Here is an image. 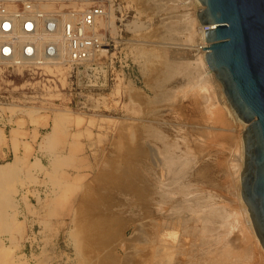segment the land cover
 Instances as JSON below:
<instances>
[{
    "label": "rangeland",
    "instance_id": "obj_1",
    "mask_svg": "<svg viewBox=\"0 0 264 264\" xmlns=\"http://www.w3.org/2000/svg\"><path fill=\"white\" fill-rule=\"evenodd\" d=\"M187 2L185 3L187 4ZM150 3L149 0L147 2L145 0H115V7L117 8V15H115V18L117 19L116 27L119 30V34L112 37L115 38L118 43L117 51L119 52V56L117 59H120L121 62L120 64L119 62H116L115 65H111V67L108 68L106 81L99 89H88L83 87L84 84L93 81L94 78L92 76L83 79L82 83L80 81L78 87H76V85L74 86V84L71 85L70 81L67 79L68 72L62 67H60L61 72L64 71V74H66V82L63 86L59 83L58 77L48 75L43 69L37 70L26 67L17 68L0 64V136L4 139V143L0 145V153L1 150L4 153L8 150L13 153L14 143L16 147L15 156L10 154L8 159L0 161V165H4L5 163L11 164V168H6L10 169L9 172L0 175V219H2L0 220V247L4 246V248L11 251L9 253L12 258L10 257L9 261L7 259L8 263L19 264L21 261V264H109L110 262V264H148V262H151L149 264H162L159 261V255H155L157 253V248L159 249V242L156 238H152V236H154L152 235L153 229L160 223L155 218H149L152 214L148 215V207L144 204V200L145 202L147 200L145 196V188L147 187L148 192V188L152 187V185L148 184H152L154 182V176L156 177L159 175L160 168L157 167L156 164H158L157 160L160 161V158L157 156V158L153 160V163L149 157H146L147 155L149 156V154L145 151V144H150L155 148L156 145L152 140H149L150 143L148 138L145 139L144 131L147 127L153 125L155 128L162 129L161 132H163L164 135L166 134L165 137L167 135L170 137L167 138V136L166 139L177 140V142L181 143L183 140L182 138L189 141L192 140L190 138H195V134L192 133H197L195 126L202 121L199 120V122L196 118L190 117L191 109L186 101L181 98V92H177L176 99L173 104H170L162 99L163 91L161 90V87L158 89L156 86L159 77H157L155 73L157 69L162 66L161 62L165 59L164 54L166 57L169 56V54L170 56H172V54L176 55L174 58L180 57V45H178L179 47H176L177 38H179L180 35L178 32L174 33V30L168 32V29H166L165 31V21L163 22L162 20V18L165 17V14L163 12L160 14L157 11L158 9H156L157 7L155 8V5ZM185 3L182 5L184 7H178L179 9H177L176 12L169 11V14H171L170 12L174 14L180 13L182 10L185 11ZM150 5L154 8L152 7L151 9ZM196 7H198V9L202 8H200L199 5ZM191 8L190 11L194 12L193 7ZM165 13L166 16H168V13ZM194 14L196 13H193V16ZM131 24H138L137 27H139V29L136 32H133L131 28L134 26ZM161 24H164V27L161 26ZM163 30L164 33L162 35ZM157 32L159 33L157 34ZM165 32L167 33V37L171 34V40L166 37L165 40L163 39L164 34H166ZM160 36L162 37L160 38ZM161 39L163 40L160 41ZM177 51L179 52L178 54ZM154 64L155 66H153ZM120 65H127V67L121 69ZM156 65H159V67ZM155 68L156 70H154ZM215 84L220 85L216 82L213 84L215 95H217L214 100V105L221 107L220 109H222L225 124L227 126L223 125V127L218 121L216 124L214 123V126H217V132L219 131L218 134H220V132L225 135L226 133H229L228 136H230V138L236 136L235 138L237 140L238 134L243 129L244 125L238 120H235L233 116H230L231 114L228 112L229 110H227L228 107L225 105L224 100L222 101L223 98L220 96L222 92L220 91V88L218 90V86ZM219 107H216V109ZM202 124L203 123H201V125ZM220 127L222 128L220 129ZM187 132H190L191 137ZM138 135L140 136L138 137ZM239 136L241 137L240 134ZM224 145L225 146L223 147H219L217 143L208 144V150L210 153L208 158H218L220 162H223L220 164L218 163V166L224 164V166H222L223 168L217 166V169L219 168L218 172L213 174L214 179L216 178L215 181L218 183L217 187L209 186L204 183L205 181L203 180H200L201 182H199V180L195 182L188 181L187 183L192 186H187L188 188L186 191L190 189V191L193 190L195 194L198 192V194L193 195L194 197L190 196V199L193 198L194 200L199 197L201 199L198 200H202L201 202H203L207 198H211L210 202L215 201L219 203L218 206L222 205L221 207L223 208L229 207L233 211H240L238 214L240 215L239 217L242 222L239 220L240 222L238 221V223L243 225H233L236 227L232 228H237L238 230L234 229L233 231V229H231L228 238L231 233H233L234 236H237L241 230L240 225L242 227L244 226L243 230L244 232L246 231L245 234H248L251 237L247 236L248 239H252L250 240V244L255 247L252 248L253 252H251L252 254L250 255L252 259H249H251V262L254 264H264V259H262V257H264V255H262L264 254V251H262L255 243L256 241L253 239L254 236L252 235V229L249 222L244 216H241L242 210L241 208L239 210L240 206L238 207L239 203L237 202L238 199H236L237 194H235V182L231 180L235 178L231 175L232 173L229 172L230 169L228 167V162L235 160L233 159L235 158L233 150H236L237 146L235 144L232 145V143H225ZM27 148L29 149L27 150ZM149 162L151 163L149 164ZM133 163L134 165L138 164L134 169ZM137 167L138 169H136ZM105 169L107 173H105ZM103 171L107 176L104 173L100 174ZM148 171H152L154 175L151 173L150 175ZM156 171L159 172L156 174ZM142 173H144V175ZM128 174L133 175L131 176L132 178ZM121 176L124 177L122 178ZM129 180L134 181L133 185L132 181L129 182ZM139 180L141 181L139 182ZM150 180L153 182H149ZM184 180L185 178H183V183ZM145 182L148 186H146ZM67 183H72L70 190H65V185H67ZM122 186H124V188ZM232 186L233 188H231ZM193 187H196L197 189ZM88 188L92 190V192L90 191V196H88ZM138 189H141L142 191L144 189V195L141 194V191ZM232 189H234L233 194L235 195L232 194ZM100 191L105 193V196L108 195V201H104L105 196L102 197L103 194H101ZM204 193L209 195L206 196ZM200 195L202 196L200 197ZM136 196H140V198L143 199V196H145V199H142V202H140V198ZM88 197L92 199H88ZM7 198L9 201H6ZM97 198H101L106 204L103 203L101 207L98 203L100 200ZM134 199L137 200V204L133 201ZM220 199L223 200L222 204H220ZM90 200H98V206L101 208L98 207L97 209L104 211L101 213L97 210L96 215L94 213L95 216L90 219H94L93 222L91 221V224L89 222L90 220L88 221L87 218L86 221L84 220L85 215L82 216L84 217L82 219L85 222H80V217L84 212L83 207L86 208L85 204L87 205V201L91 202ZM111 201L114 203L113 205H111ZM122 202L126 206H124ZM79 203H81V205H79ZM204 203L202 204L204 205ZM169 205L172 206V204H168V207H166L167 205L165 206L167 210L170 208ZM104 206L108 212L105 210ZM145 207H147L144 211L146 213L142 212ZM118 209V213L121 214L117 213L116 210ZM140 213L143 216H141ZM85 214L86 217L92 215V213L87 214V212H85ZM136 214H140V217ZM144 214L147 216H144ZM173 215L176 218L177 215ZM78 216L80 221L77 220ZM131 216L132 218H130ZM11 218H14L15 220V222L13 221V224ZM119 218L120 221H118ZM175 218L172 223L173 228L175 230L177 229L178 242L173 249L174 254L173 252L171 254L173 261H171V264L175 262L176 264H192V262H194L193 264H198V262L204 264L203 258L198 259L197 262L196 257L200 256V251H197L198 253L194 252L193 254L195 256L192 257V250L194 251L193 248H199V238L193 237L192 239L190 234L188 235V233H185L186 229L183 230V226L193 227V223H190L193 221L190 220L188 224L184 223V220L181 218H179L181 222ZM7 219H9V222L3 227L2 221H6ZM102 219L106 224H104L105 227L102 225ZM97 220L99 223H97ZM151 220L152 222H150ZM119 222L122 223L120 224ZM15 223L17 224V228H15ZM126 223L127 226L125 225ZM177 223L181 226L183 225V228L181 226L179 228ZM196 223L197 222L194 224L196 225ZM78 224H84V227H79L77 226ZM116 224L117 227H120L118 231L115 226ZM101 225L103 228H106L102 230L103 233L101 230L98 232L96 229V227L101 229ZM85 226L86 231L83 229ZM88 227L93 230L91 231ZM142 228L145 229L142 230ZM80 229L82 230V233ZM104 230H107L108 232ZM178 230H182V232H179ZM83 232L84 235H82ZM133 232H138V234H134ZM73 234H75V237ZM181 234L184 236L182 237ZM233 235L231 234L232 237L229 239L232 241L236 240V246H239L238 242L240 243V240H245L239 235L237 236L238 238L235 236L237 238L235 239ZM87 236H89V238ZM185 236L190 240H186ZM188 236L191 238H188ZM123 239L127 243L122 242L124 241ZM153 240L155 241L156 248L155 244L152 242ZM185 241H187V243ZM232 241L231 243L236 244V241ZM151 243L154 247H152ZM190 243H193V246L190 245ZM122 244H125L123 245V248L121 246ZM187 244L189 245L187 246ZM149 247L154 248V251H152L153 249L150 250ZM86 248L89 249L86 250ZM95 248L97 249L95 250ZM127 249L129 251H127ZM185 249L188 250L186 251ZM136 250H138V252ZM181 250L183 251L181 252ZM123 252L126 253V255ZM188 252H190L191 255L188 254ZM196 254L199 255L197 256ZM3 255L0 254V257ZM131 255L133 256L131 257ZM180 256L185 258V260L191 256V259L189 258L188 261H185ZM97 257L100 258L98 259ZM116 257L118 258V262ZM129 257L131 260L133 259V262ZM89 259L90 261H88ZM108 259H110V261ZM3 263L4 262H1L0 264Z\"/></svg>",
    "mask_w": 264,
    "mask_h": 264
},
{
    "label": "bare ground",
    "instance_id": "obj_2",
    "mask_svg": "<svg viewBox=\"0 0 264 264\" xmlns=\"http://www.w3.org/2000/svg\"><path fill=\"white\" fill-rule=\"evenodd\" d=\"M146 2L148 0H145ZM153 5H155L154 7L156 9H158L157 11L161 14V12H163L165 14V17L162 18L163 22L165 21V31L166 29H168L167 31L169 32L170 30H174V33L175 32H178V34L180 35L179 38H177V45H180L179 47V52H180V57H176L174 58L176 55H173L170 56H165L164 54V57L165 59L162 60V66L159 67V64L157 67H159L156 71V75L158 78V83H157V88L159 89L161 87V90L163 91V95H162V99L165 100V102L167 103H172L174 102V100L176 99V94L177 92H181V98H183V100L186 101V103L188 104V106L190 107V117L192 118H196L198 121H202L201 123H203L201 125V123H197L198 125H194L195 126V130H197L196 132L197 133H192V134H195V138H190L192 139L191 141L189 140H185L184 138H182L183 140L185 141H181L180 142H177V140H168L166 139V136L163 134V132H161L162 129H158L157 127H153L152 126H149L145 129V139L148 138V141L152 140V142L155 143L156 145V148L153 147L152 145L150 144H145V148H146V153L148 152L149 156L147 155L146 157H149L151 162H153V160L155 158H157V156H159L160 158V161H158V164H156L157 167H159V175L158 176H154V179L153 181H149V182H153L152 184H148V185H152L151 188H148V192H147V187L145 188L146 189V193L143 189V191L140 189H138L139 191H141V194L144 195L145 193V196H146V202H145V196L144 199L143 198H140V196H136V197H139L140 198V202H142L141 200L143 199L144 200V204L148 207H145L143 208L144 210L142 212L145 211V209L147 208L148 212L149 213L148 215H151V217L149 216V218H155L157 219V221L160 223L158 224L157 226H155V228L153 229V233L152 235V238H156V240H158L159 242V249L157 248V253L155 255H159L158 257L159 258V261L162 263V264H171V261H172V252H173V249L175 248L176 244H177V229L175 230L173 228V219L175 218L173 214L177 215L175 219H178L181 218L184 220V223H188L190 222V220H192L193 222H190V223H193V227H185V226H180L183 228V230L186 229L185 233H188V235L190 234L192 239L193 237H198V241H200L199 244V248H193L194 251L192 250V257L195 256L193 253L196 252L198 253L199 251V254L200 256L199 257H196L197 258V262H198V259H202L203 258V262L204 264H251L253 262H251V257L250 255L252 254L251 252L252 251V248H255L254 246H252V244H250V240L252 239H248V237H250L248 234H245L244 232V226L242 227L241 223H238V221L240 219V215L238 214V211L235 210L233 211L232 209H230L229 207L227 208H223L221 206H218L219 203L217 202H210L211 198H207L209 200H204L203 202H201L202 200H198V199H201L198 197V199H190V196H193L195 193L192 191H190V189L188 191H186V189L188 188L187 186H192L190 184H188L187 182L188 181H198L201 182L202 180L205 181L204 183L208 184L209 186H212V187H217L218 183L215 181L214 177H213V174L214 173H217L218 172V169H217V166H218V163H223V162H220V160H218V158H213V159H210L208 158V155L210 154L209 153V150H208V144H214V143H217L219 145V147H223L225 146L224 144L225 143H229L232 145L235 144L236 146V150L234 149L233 153H234V157L233 159H235L234 161H230L228 162L229 164V169H230V173H232L231 175L235 178V179H231L235 182V188H236V192L235 194H237L236 196V199L237 202L239 203L238 204V207H239V210L241 208L242 212H241V216H244L245 219H247V221L249 222L250 226H251V223H250V219H249V215H248V212H247V209L240 197V171L242 169V161H243V143H242V139L241 137L239 136V134L241 135V133L243 132V130L245 129L244 126H243V129L239 132L238 134V139L236 140V136L233 137L232 134V138H230V136H228V134L226 133L223 134L220 132V134H218L217 130V126L215 127L214 126V123L216 124L217 121L220 125H226L225 124V119L223 117V112H222V109H220L221 107L219 106H215L214 105V100L216 98L217 95H215V91H214V83H218L214 77V75L208 70L207 66H206V63H205V55L207 53V49L205 51H202V48H204V44L207 45L206 48H208V43H206L205 41V28L206 26H203L200 24L199 22V19L197 17V14H194L193 16V13H197V11L199 10L198 7L196 6H200V10H203L204 7L203 5L200 4V2L198 0H149ZM188 1V2H187ZM187 2L185 8L186 10L180 13H172L173 11L176 12L177 9H179L178 7H184L182 5H184V3ZM145 3V2H144ZM150 3V4H151ZM183 3V4H182ZM151 7V5H150ZM153 7V6H152ZM151 7V9H152ZM153 7V8H154ZM191 7H193L194 9V12L190 11V9H192ZM43 9H53V6H42ZM184 9V8H183ZM156 11V10H155ZM169 11H172L170 12L171 14H169ZM168 13V16H166V13ZM168 17V18H167ZM112 20L114 19L113 17L111 18ZM111 19L109 22L107 21H104V20H99L97 21L96 23V26L95 29H94V32L96 31H99V35L101 36H106L107 34H109L110 36H117L119 34V30L117 29L116 25H113V23L110 25V22H111ZM135 21V20H134ZM139 22V21H138ZM135 23V22H133ZM132 25V24H131ZM138 24H133L131 29L133 30V32H136L139 27H137ZM161 24V26H163ZM163 26V27H164ZM162 27V28H163ZM205 27V28H204ZM214 25H209L207 27V30H212L214 29ZM134 28V29H133ZM143 29V28H142ZM141 29V30H142ZM164 29V28H163ZM159 31V30H158ZM155 33H156V30H155ZM159 32H157L158 34ZM164 33V30L162 32V35ZM166 33V32H165ZM155 35V34H154ZM166 35V36H165ZM176 35V34H175ZM157 37V35H156ZM162 36H160L161 38ZM168 39H172L171 38V34L167 37V33L164 34V40L166 38ZM173 37V35H172ZM163 39H161L160 41H162ZM167 39V40H168ZM159 40V39H158ZM180 43V44H179ZM175 45V44H173ZM172 45V46H173ZM177 51V54L179 53ZM162 53V51H161ZM163 55V54H162ZM182 55V56H181ZM162 59V58H160ZM0 64L2 65H9V64H14V62H10V61H6V60H3L0 58ZM155 66V64L153 65ZM6 67V66H5ZM8 67V66H7ZM25 68L23 67L22 65H19L17 66V68ZM60 67L64 68L67 70L68 72V69L66 67H63L61 65H59L58 62H54V64L52 65H43V71H45V73H47L48 75H52V76H56L58 77V81L59 83L61 84V86H63L66 82V74H64V71L61 72L60 70ZM65 70V71H66ZM156 70V68L154 69ZM68 77V75H67ZM57 79V78H56ZM154 85V86H155ZM174 85V86H173ZM217 85V84H215ZM69 86V85H68ZM218 86V87H217ZM216 87L220 88V91L222 92L221 93V97L223 98L222 101L224 100V103L225 105L228 107H226L227 110H229L228 112L231 114L230 116H233V118H235V120H238L239 122H241L243 124L242 121H240L236 115V113L233 111V109L230 107L229 103L227 102L224 94H223V91H222V88H221V85H217ZM220 86V87H219ZM116 90V89H115ZM116 92V91H115ZM217 93V92H216ZM96 102V101H95ZM221 104V103H220ZM98 105V104H97ZM102 105V104H101ZM167 105V104H166ZM169 106V105H168ZM97 107V106H96ZM216 107H219L216 109ZM223 107V106H222ZM173 113V112H172ZM169 116V115H168ZM225 116V115H224ZM188 120V119H187ZM227 120V119H226ZM234 120V119H232ZM179 121V120H178ZM189 121V120H188ZM199 121V122H200ZM175 122V121H174ZM177 123V122H176ZM55 125V124H54ZM191 125V124H190ZM86 126V125H85ZM227 126V125H226ZM219 127V126H218ZM224 127V126H223ZM222 127H220L221 129ZM226 128V127H225ZM228 128V127H227ZM191 130V129H190ZM189 130V131H190ZM194 130V129H193ZM194 130V132H195ZM226 130V129H225ZM183 131V130H182ZM188 131V130H187ZM222 131V130H221ZM192 132V131H190ZM190 132H187L190 134ZM224 132V131H222ZM166 133V131H165ZM140 134V133H139ZM234 134V133H233ZM176 135V134H175ZM235 135V134H234ZM77 136V135H76ZM140 135H138L139 137ZM194 136V135H193ZM181 137V136H180ZM183 137V136H182ZM190 137H191V134H190ZM240 137V138H239ZM46 138V136H45ZM167 138H170L169 136ZM178 138V137H177ZM62 139V138H61ZM120 139V138H119ZM149 141V142H150ZM3 142V141H2ZM35 143V142H34ZM69 143V142H68ZM151 143V142H150ZM181 144V145H180ZM180 147H179V146ZM216 145V144H215ZM214 145V146H215ZM231 145V146H232ZM127 146V145H126ZM211 146V145H210ZM217 146V145H216ZM238 146H239V149H238ZM125 147V146H124ZM130 147V146H128ZM144 147V146H143ZM141 147V148H143ZM132 148V147H131ZM136 148V147H135ZM140 148V146H139ZM13 149V148H12ZM144 149V148H143ZM16 150V149H15ZM14 150V151H15ZM124 150V148H123ZM130 150V149H129ZM133 151V150H132ZM220 151V150H219ZM130 152V151H129ZM132 153V152H131ZM229 153V152H228ZM126 154V153H125ZM135 155V154H134ZM125 157V156H123ZM130 157V156H129ZM233 157V156H232ZM139 158V157H138ZM144 158V157H143ZM223 158V157H222ZM14 159V158H13ZM124 159V158H123ZM128 159V158H127ZM132 159V158H131ZM136 159V158H135ZM134 160V159H132ZM142 160V159H141ZM16 161V160H15ZM148 161V160H147ZM12 162V161H11ZM14 162V161H13ZM114 162V161H113ZM123 162V161H122ZM142 162V161H141ZM144 162V160H143ZM142 162V163H143ZM149 162V164L151 163ZM136 163V162H134ZM133 163V165H134ZM138 163V162H137ZM141 163V164H142ZM154 163V162H153ZM152 163V164H153ZM113 164V163H111ZM147 164V163H146ZM10 163H5L4 165H0V175L2 174H6L7 172H9L10 169H6V168H11L10 167ZM132 165V164H131ZM138 165V164H137ZM137 165H134L133 169L137 166ZM148 165V164H147ZM110 166V165H109ZM143 166V165H142ZM221 166V165H220ZM218 166V167H220ZM224 166V164L222 165ZM221 166V167H222ZM108 167V166H107ZM111 167V166H110ZM108 167V168H110ZM144 167V166H143ZM142 167V168H143ZM148 167V166H147ZM106 168V167H105ZM129 168V167H128ZM127 168V169H128ZM223 168V167H222ZM104 169V167H103ZM107 169V168H106ZM106 169L104 171H106ZM111 169V168H110ZM131 169V168H130ZM138 169V167L136 168ZM129 170V169H128ZM101 172L100 174L104 173ZM109 172V171H108ZM134 172V170H133ZM132 172V173H133ZM147 172V171H146ZM149 172V171H148ZM157 171L155 172L156 174L158 173ZM227 172V173H229ZM107 173V171L105 172ZM104 173V174H105ZM153 174L152 171L149 172V174ZM126 174V173H124ZM123 174V175H124ZM141 174V172H140ZM144 175V173H142ZM150 174V175H151ZM106 175V174H105ZM129 175V174H128ZM135 175V174H134ZM142 175V177H143ZM154 175V174H153ZM107 176V175H106ZM126 176V175H125ZM130 177L133 176V175H129ZM2 177V176H1ZM55 177V176H54ZM100 177V176H99ZM120 177V176H119ZM122 177V176H121ZM124 177V176H123ZM122 177V178H123ZM145 177V176H144ZM232 177V178H233ZM77 178V177H76ZM75 178V180H76ZM106 178V177H105ZM132 178V177H131ZM129 178V179H131ZM141 178V176H140ZM183 178H185L184 180V183H183ZM139 179V178H138ZM79 180V179H77ZM102 180V178H101ZM123 180V179H122ZM135 180V179H133ZM133 180L132 181V185H133ZM145 180H146V177H145ZM143 180V181H145ZM187 180V181H186ZM201 180V181H200ZM223 180V179H222ZM124 181H125V178H124ZM129 180V182H131ZM141 180H139L140 182ZM147 181V180H146ZM225 181V180H224ZM223 181V182H224ZM128 182V180H127ZM138 182V181H137ZM148 182V183H149ZM222 182V183H223ZM229 182V181H228ZM53 183V182H52ZM198 183V182H197ZM203 183V182H202ZM129 184V183H128ZM139 184V183H138ZM137 184V185H138ZM146 184V182H145ZM184 184H187V185H184ZM193 184V183H191ZM195 184V183H194ZM72 183L65 185V190H70L71 189V186ZM136 185V184H134ZM141 185V184H140ZM146 184V186H148ZM199 185V184H198ZM220 185V183H219ZM223 185V184H222ZM229 185V184H228ZM234 185V184H233ZM62 186V185H61ZM87 186V185H86ZM126 186V185H124ZM124 186H122L124 188ZM195 186V185H193ZM203 186V185H202ZM206 186V185H204ZM145 187V186H144ZM197 187V185H196ZM196 187H193L195 189H197ZM227 187V186H226ZM230 187V185H229ZM228 187V188H229ZM13 188V187H12ZM126 188V187H125ZM139 188V187H138ZM191 188V187H190ZM227 188V190H228ZM233 188V186L231 187ZM7 189V188H6ZM89 189V188H88ZM100 189V188H99ZM121 189V188H120ZM185 189V191H184ZM54 190V189H53ZM119 190V189H118ZM202 190V189H201ZM200 190V191H201ZM212 190V189H211ZM216 190V189H215ZM92 190L89 189V195L90 196ZM97 191V190H96ZM107 191V190H106ZM120 191V190H119ZM122 191V190H121ZM208 191V190H207ZM231 191V190H230ZM234 189H232V194L234 193L233 192ZM101 194H103L102 197H104L106 194L105 193H102V191H100ZM105 192V191H104ZM126 192V191H125ZM129 192V191H128ZM131 192V191H130ZM136 192V191H135ZM143 192V193H142ZM197 192V191H196ZM7 193V192H5ZM69 193V192H68ZM87 193V194H88ZM93 193H94V190H93ZM122 193V192H121ZM105 194V195H104ZM108 194V193H107ZM110 194V192H109ZM123 194H124V191H123ZM198 194V192L196 193ZM195 194V195H196ZM225 194V193H224ZM233 194V195H235ZM13 195V194H12ZM127 195V194H126ZM139 195V194H138ZM204 195L208 196L207 194L204 193ZM226 195V194H225ZM93 196V195H92ZM91 196V197H92ZM110 196V195H109ZM131 196V194H130ZM202 195H200L201 197ZM81 197V196H80ZM95 197V196H94ZM98 197V196H96ZM101 197V196H100ZM101 197V198H102ZM108 195L105 196V199H107ZM134 197V196H133ZM132 197V198H133ZM194 197V196H193ZM210 197V196H209ZM230 197V196H229ZM233 197V196H232ZM3 198V197H1ZM87 198V197H86ZM99 199L100 202H98L101 207L103 205V198L102 199ZM110 198V197H109ZM131 198V200H132ZM88 199H92L90 197H88ZM95 199V198H94ZM104 201H108L105 200ZM138 199V198H136ZM136 199H134L133 201H135V204L136 203ZM203 199V198H202ZM205 199V198H204ZM8 200V198L6 199V201ZM59 200V199H58ZM87 200V199H86ZM129 200V201H131ZM139 200V199H138ZM221 200V199H220ZM9 201V200H8ZM83 201V200H82ZM91 201V200H90ZM98 200H92L91 202H88L87 201V205L85 204V207H83L84 209V212H83V215H81L80 217V220H79V216L77 218L78 221L82 222L83 219L85 217V221H86V218L88 219V221L90 219H92V217H94L96 215V211L98 210L99 212H103L99 209H97L99 206V204L97 203ZM201 203H200V202ZM213 201V200H212ZM222 201L221 200L220 204H222ZM12 202V201H10ZM85 202V201H83ZM112 202V201H111ZM116 202V201H115ZM205 202V203H204ZM219 202V200H218ZM78 203V201H77ZM108 203V202H107ZM110 203V201H109ZM129 203V202H128ZM127 203V204H128ZM133 203V202H132ZM131 203V204H132ZM139 203V202H138ZM204 203V205L202 204ZM83 204V203H82ZM106 204V203H105ZM114 203L112 202L111 205H113ZM116 204V203H115ZM123 204V202H122ZM142 204V203H141ZM168 204H172V206H170L169 210H167L165 208L168 207ZM78 205V204H77ZM79 205H81V203H79ZM124 205V204H123ZM130 205V203H129ZM84 206V204H83ZM107 206V205H106ZM126 206V205H124ZM134 206V204H133ZM141 206V205H140ZM143 206V204H142ZM141 206V207H142ZM99 207V208H101ZM109 207V206H107ZM137 207V205H136ZM144 207V206H143ZM225 207V206H224ZM105 208V206H104ZM133 208V207H132ZM234 208V207H232ZM10 209V208H9ZM14 209V208H13ZM103 209V208H102ZM122 209V208H121ZM135 209V207H134ZM140 209V208H139ZM166 209V210H165ZM82 210V209H81ZM105 210L107 211V209L105 208ZM124 210V209H123ZM72 211V210H71ZM80 211V210H78ZM83 211V210H82ZM110 211V210H109ZM117 213L119 211L116 210ZM137 211V209H136ZM139 211V210H138ZM81 212V211H80ZM85 212H87V214H90L92 213L91 216H87L86 217V214ZM108 212V211H107ZM114 212V210H113ZM141 212V210H140ZM14 213V212H13ZM95 213V215H94ZM100 213V214H101ZM111 213V212H110ZM130 213V212H129ZM146 213V212H144ZM243 213V215H242ZM106 214V213H105ZM112 214V213H111ZM114 214V213H113ZM118 214H121V213H118ZM132 214V213H131ZM141 214V213H140ZM139 214V215H140ZM85 215V216H84ZM103 215V214H102ZM101 215V216H102ZM123 215V214H122ZM138 215V214H136ZM138 215V216H139ZM146 214H144L145 216ZM84 216V217H82ZM121 216V215H119ZM141 216H143L141 214ZM147 216V215H146ZM14 217V216H13ZM104 217V215H103ZM106 217H110V216H106ZM116 217V216H115ZM129 217V216H128ZM140 217V216H139ZM174 217V218H173ZM113 218V217H111ZM132 218V216L130 217ZM148 218V217H147ZM145 218V219H147ZM242 218V217H241ZM105 219V218H103ZM102 219V220H103ZM123 219V218H122ZM125 219V218H124ZM127 219V218H126ZM144 219V217H143ZM186 219V220H185ZM243 219V218H242ZM2 220V219H0ZM5 220V219H4ZM2 221V226L4 227L6 223L9 222V219H7L6 221ZM107 220V219H106ZM110 220V219H109ZM142 220V219H141ZM150 220V219H149ZM154 220V219H153ZM11 221H12V224L15 222L14 218H11ZM14 221V222H13ZM83 221V223L85 222ZM91 221L93 222V220H90V224H91ZM101 221V220H100ZM108 221V220H107ZM112 221V220H111ZM120 221V218L119 220ZM124 221V220H122ZM155 221V220H154ZM239 221V222H240ZM106 222V221H105ZM137 222V220H136ZM139 222V221H138ZM146 222V221H145ZM152 222V220L150 221ZM181 222V221H180ZM195 222L196 225L194 224ZM242 222V221H241ZM1 223V221H0ZM78 223V222H77ZM76 223V224H77ZM88 223V222H86ZM97 223L98 220H97ZM103 223V224H102ZM101 224L104 226V220ZM120 223V222H119ZM122 223V222H121ZM120 223V224H121ZM144 223V222H143ZM147 223V222H146ZM157 223V222H156ZM154 223V224H156ZM183 223V222H182ZM183 223V224H184ZM11 224V225H12ZM16 224V223H15ZM94 224V223H93ZM135 224V223H134ZM137 224V223H136ZM236 224H241L240 225V228L241 230L238 232L239 234H237V236L239 235L241 238L245 239L244 241L240 240V244L239 246H236L237 245V241L235 243L236 244H233L231 243L232 240H230L232 237L231 234L233 235V233L230 234V239L228 238V235L231 231V229H236L238 230L237 228H232V227H236V226H233V225H236ZM84 224L82 225H77V226H83ZM100 225V224H99ZM101 225V226H102ZM106 225V224H105ZM123 225H124V222H123ZM127 226V223L125 224ZM145 225V224H144ZM151 225V224H150ZM176 225V224H175ZM187 225V224H186ZM95 226V224H94ZM98 228L96 227V229L98 230V232H101L103 233V229H106V228ZM117 227V224L115 225ZM135 226V225H134ZM133 226V227H134ZM192 226V225H191ZM84 227V226H83ZM92 227V226H91ZM105 227V226H104ZM137 227V226H136ZM142 227V225H141ZM151 227V226H150ZM15 228H17V224L15 225ZM89 228V227H88ZM87 228V229H88ZM120 227H117V231ZM82 229V228H81ZM80 229L81 233H82V230ZM86 231V226L85 228ZM90 229V228H89ZM88 229V230H89ZM95 229V227H94ZM124 229V228H123ZM136 229V228H135ZM145 229V228H144ZM142 228V230H144ZM152 229V228H151ZM251 229H252V235L254 236L253 239H255V243L260 247V249L262 251H264V249L261 248L260 246V243H259V240L257 239L255 233H254V230L251 226ZM13 230V229H11ZM91 230V229H90ZM93 230V229H92ZM91 230V231H92ZM134 230V229H133ZM139 230V229H137ZM84 231V232H85ZM104 231H107V230H104ZM120 231V230H119ZM141 231V230H140ZM179 232H182V230H178ZM232 231V232H233ZM84 232L82 235H84ZM108 232V231H107ZM113 232V231H112ZM145 232V231H143ZM184 232V231H183ZM88 233V232H87ZM92 233V232H91ZM120 233V232H118ZM131 233V232H130ZM134 233V232H133ZM142 233V232H141ZM184 233V234H185ZM96 234V233H95ZM100 234V233H98ZM105 234V233H104ZM134 234H138V232H135ZM146 234V233H145ZM241 234V235H240ZM244 234V235H243ZM74 237H75V234H73ZM186 235V234H185ZM99 236V235H98ZM104 236V235H103ZM115 236V235H114ZM120 236V235H119ZM118 236V237H119ZM131 236V235H130ZM181 236L183 237L184 235L181 234ZM180 236V237H181ZM187 236V235H186ZM185 236V237H186ZM236 236V235H235ZM233 235V237L235 239H237ZM248 236V237H247ZM89 238V236H87ZM92 237H93V234H92ZM105 237V236H104ZM107 237V236H106ZM129 237V236H128ZM190 236H188V238H191ZM239 237V238H240ZM103 238V237H102ZM137 238V237H136ZM143 238V237H142ZM151 238V236H150ZM232 238V239H234ZM251 238V237H250ZM101 239V238H100ZM110 239V238H109ZM108 239V241H109ZM118 239V238H117ZM116 239V240H117ZM125 239V238H124ZM123 239V240H124ZM127 239V238H126ZM131 239V238H130ZM181 239V238H180ZM197 239V238H195ZM89 240V239H88ZM122 240V239H121ZM134 240V239H133ZM144 240V239H142ZM186 240L187 237H186ZM190 240V239H189ZM188 240V241H189ZM247 240V241H246ZM94 241V240H93ZM102 241V240H101ZM104 241V240H103ZM130 241V240H129ZM135 241V240H134ZM195 241V240H194ZM232 241V242H234ZM239 241V239H238ZM254 241V240H253ZM98 242V241H97ZM122 242H125L122 241ZM143 242V241H142ZM154 244H155V241L153 240L152 241ZM187 243V241H185ZM192 242V240H191ZM111 243V242H110ZM117 243V242H116ZM127 243V242H125ZM129 243V242H128ZM135 243V242H134ZM139 243V242H138ZM144 243V242H143ZM189 243V242H188ZM194 243V242H193ZM193 243H190V245H192ZM196 243V242H195ZM253 243V242H252ZM85 244V242H84ZM95 244V243H94ZM102 244V243H101ZM100 244V245H101ZM131 244V243H130ZM142 244V243H141ZM149 244V243H148ZM152 244V243H151ZM254 244V243H253ZM90 245V244H89ZM107 245V244H106ZM119 245V244H118ZM123 245L125 244H122V248H123ZM127 245V244H126ZM129 245V244H128ZM132 245V244H131ZM130 245V246H131ZM158 245V244H157ZM181 245V244H180ZM189 244H187L188 246ZM87 246V245H86ZM116 246V245H115ZM134 246V245H132ZM161 246V247H160ZM193 246V245H192ZM197 246V245H196ZM3 247V248H1ZM1 251H0V254L3 255L0 257L1 259V262H4L3 264H10L8 263L11 255L7 248H4V246H1ZM7 247V246H6ZM127 247V246H126ZM152 247L153 244H152ZM179 247V246H178ZM82 248V247H81ZM103 248V247H102ZM105 248V246H104ZM107 248V247H106ZM112 248V247H110ZM135 248V247H134ZM155 248H156V244H155ZM188 248V247H187ZM191 248V247H190ZM89 249V248H86V250ZM94 249V248H93ZM97 248H95L96 250ZM132 249V247H131ZM149 249H153L152 251H154V248H151L149 247ZM196 249V250H195ZM83 250V248H82ZM94 250V251H95ZM113 250V249H112ZM144 250V249H143ZM186 251L188 249H185ZM2 251H3V254H2ZM93 251V252H94ZM99 251V250H98ZM106 251V250H105ZM127 251H129L127 249ZM138 252V250H136ZM183 250H181L182 252ZM190 251V250H189ZM198 251V252H197ZM97 252V251H96ZM102 252V251H100ZM115 252V251H114ZM126 252V251H125ZM256 252V251H255ZM92 253V252H91ZM113 253V252H112ZM124 253V252H123ZM127 253V252H126ZM126 253H124L126 255ZM141 253V252H140ZM144 253V252H143ZM154 253V252H153ZM176 253V252H175ZM187 253V252H186ZM261 253V252H260ZM93 254V253H92ZM134 254V253H133ZM174 254V252H173ZM179 254V253H178ZM188 254L191 255L190 252H188ZM198 254V255H199ZM254 254V253H253ZM256 254V253H255ZM262 254V253H261ZM87 255V254H86ZM91 255V254H89ZM100 255V254H99ZM125 255H122L124 257H127ZM144 255V254H143ZM154 255V254H153ZM154 255V256H155ZM182 255V254H180ZM197 255V254H196ZM197 255V256H198ZM264 255V254H262ZM21 256V255H20ZM84 256V255H83ZM94 256V255H93ZM97 256V255H96ZM133 255H131L132 257ZM139 256V255H138ZM141 256V255H140ZM18 257V256H17ZM112 257V256H111ZM137 257V256H136ZM142 257V256H141ZM140 257V258H141ZM148 257V256H147ZM151 257V256H149ZM181 257V256H180ZM255 257V255H254ZM12 258V257H11ZM98 259L100 257H97ZM108 258V257H107ZM117 258V257H116ZM183 258V257H181ZM191 259V256L189 257ZM188 258V259H189ZM251 258V259H249ZM257 258V256H256ZM8 259V261H7ZM96 259V258H95ZM124 259V258H122ZM130 259V257H129ZM180 259V258H179ZM185 260V258H183ZM188 259L186 258V260L188 261ZM261 259V257H260ZM262 259H264V257H262ZM262 259H261V262H262ZM15 260V259H14ZM110 261V259H108ZM131 260V259H130ZM133 260V259H132ZM131 260V261H132ZM148 260H151V259H148ZM183 260V261H184ZM185 260V261H186ZM7 261V262H6ZM12 261V259H11ZM90 261V259L88 260ZM113 261V260H112ZM126 261V260H124ZM130 261V262H131ZM180 261V260H179ZM184 261V262H185ZM260 261V260H259ZM0 262V263H1ZM19 262V261H18ZM40 262V261H39ZM92 262V261H91ZM95 262V261H94ZM99 262V260H98ZM117 262H118V258H117ZM120 262V261H119ZM122 262V261H121ZM127 262V261H126ZM133 262V261H132ZM137 262V261H136ZM145 262V261H144ZM173 262V261H172ZM196 262V260H195ZM196 262V263H197ZM202 262V260H201ZM257 262V261H256ZM255 262V263H256ZM90 263V262H88ZM111 263V262H110ZM109 263V264H110ZM113 263V262H112ZM129 263V262H128ZM146 263V262H145ZM151 263V262H148V264ZM157 263V262H156ZM178 263V262H177ZM194 262H192L193 264ZM200 262H198L199 264ZM18 264V263H17ZM21 264V261L20 263ZM96 264V263H95ZM98 264V263H97ZM120 264V263H119ZM123 264V263H122ZM134 264V263H133ZM147 264V263H146ZM172 264H176L175 263H172ZM180 264V263H178ZM188 264V263H186ZM191 264V263H190ZM201 264V263H200ZM254 264V263H253ZM262 264V263H260Z\"/></svg>",
    "mask_w": 264,
    "mask_h": 264
},
{
    "label": "water",
    "instance_id": "obj_3",
    "mask_svg": "<svg viewBox=\"0 0 264 264\" xmlns=\"http://www.w3.org/2000/svg\"><path fill=\"white\" fill-rule=\"evenodd\" d=\"M205 63L238 119L243 161L240 197L264 249V0H198Z\"/></svg>",
    "mask_w": 264,
    "mask_h": 264
},
{
    "label": "built area",
    "instance_id": "obj_4",
    "mask_svg": "<svg viewBox=\"0 0 264 264\" xmlns=\"http://www.w3.org/2000/svg\"><path fill=\"white\" fill-rule=\"evenodd\" d=\"M116 9L115 0H0V58L14 62L10 67L37 70L58 62L71 85L92 76L83 87L99 89L108 68L121 60L116 39L94 29L112 17L110 25H116Z\"/></svg>",
    "mask_w": 264,
    "mask_h": 264
},
{
    "label": "crops",
    "instance_id": "obj_5",
    "mask_svg": "<svg viewBox=\"0 0 264 264\" xmlns=\"http://www.w3.org/2000/svg\"><path fill=\"white\" fill-rule=\"evenodd\" d=\"M15 140V139H13ZM3 141V142H2ZM4 143V139L0 136V145H2ZM14 145V150H15V143L13 144ZM29 148H27L28 150ZM16 150L13 151V153L10 152V150H8L6 153H4L2 150H1V153H0V161H5L6 159H8L10 157V154L12 155H16Z\"/></svg>",
    "mask_w": 264,
    "mask_h": 264
}]
</instances>
